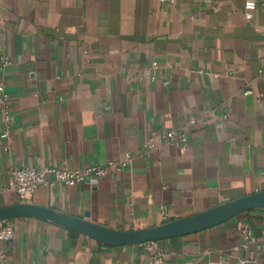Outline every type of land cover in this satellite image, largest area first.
<instances>
[{"label":"crops","instance_id":"crops-1","mask_svg":"<svg viewBox=\"0 0 264 264\" xmlns=\"http://www.w3.org/2000/svg\"><path fill=\"white\" fill-rule=\"evenodd\" d=\"M248 1L0 0V85L9 96L0 103V209L50 208L130 232L263 191L264 0ZM172 129L189 135L186 146L145 147L153 130ZM111 162L126 166L40 187L27 200L10 186L12 170L27 165ZM246 224L261 236L264 209L160 239L163 264L261 258L241 248ZM0 225L14 231L0 241V264L148 260L139 243L109 244L44 216Z\"/></svg>","mask_w":264,"mask_h":264},{"label":"built area","instance_id":"built-area-1","mask_svg":"<svg viewBox=\"0 0 264 264\" xmlns=\"http://www.w3.org/2000/svg\"><path fill=\"white\" fill-rule=\"evenodd\" d=\"M168 2H174L175 0H163ZM208 1V0H206ZM248 8H255L257 6L256 1H248ZM246 18L252 19L253 14L248 13ZM4 65H9V59L3 60ZM260 73L264 75V69L260 70ZM251 93V91H248ZM9 101V96L4 90V86L0 85V103L5 104ZM8 119V118H7ZM197 120L191 118L188 121V125H196ZM8 132L4 133L3 137H6ZM180 142L186 146L189 142V135L186 132H178L177 130H165L158 131L153 130L146 143L145 147L148 150L158 149L165 143ZM126 163L119 165L111 162L106 166H94L87 169H67L57 164H53L46 167H37L35 165H27L25 167L15 168L11 172L10 186L14 189L20 199L27 200L31 198L36 191L43 186L55 187L57 185L65 186H77L82 184L88 176L95 175L103 177L110 171H120ZM14 236V231L11 227L0 225V241L10 240ZM243 241L241 248L245 252L255 251L264 252V232L261 236H257L253 232V228L250 224H246L242 232ZM147 253L148 260L144 264H163L166 259V252L158 241H148L139 244ZM241 264H264V256L256 258H244L240 262Z\"/></svg>","mask_w":264,"mask_h":264},{"label":"water","instance_id":"water-1","mask_svg":"<svg viewBox=\"0 0 264 264\" xmlns=\"http://www.w3.org/2000/svg\"><path fill=\"white\" fill-rule=\"evenodd\" d=\"M264 209V190L252 195L229 201L205 212L168 222L155 228H145L130 232L115 231L95 223L83 222L68 217L50 208L19 204L0 209V223L17 215H36L53 219L71 230L86 233L113 245L144 243L160 239L199 232L223 224L240 213Z\"/></svg>","mask_w":264,"mask_h":264}]
</instances>
